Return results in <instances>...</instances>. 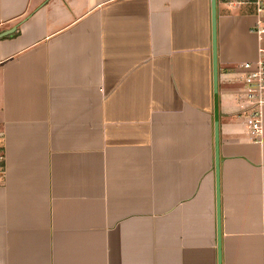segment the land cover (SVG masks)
Instances as JSON below:
<instances>
[{
  "label": "crops",
  "instance_id": "1",
  "mask_svg": "<svg viewBox=\"0 0 264 264\" xmlns=\"http://www.w3.org/2000/svg\"><path fill=\"white\" fill-rule=\"evenodd\" d=\"M263 3L216 0L221 264H264ZM8 31L0 264H218L211 0H0Z\"/></svg>",
  "mask_w": 264,
  "mask_h": 264
},
{
  "label": "built area",
  "instance_id": "2",
  "mask_svg": "<svg viewBox=\"0 0 264 264\" xmlns=\"http://www.w3.org/2000/svg\"><path fill=\"white\" fill-rule=\"evenodd\" d=\"M264 12V3L259 9ZM264 23V19L258 20L257 24ZM258 33L264 34V27L257 29ZM259 59L255 67L252 68L250 62L243 63L244 69L247 71L242 75L237 74L236 80L240 81L243 85L241 90L236 96L239 102V107L242 109V114L246 121L247 132L250 139L258 142L261 138L263 131L262 110L264 106V47H259ZM4 172V154L0 150V176ZM262 221L264 222V208L261 214Z\"/></svg>",
  "mask_w": 264,
  "mask_h": 264
},
{
  "label": "water",
  "instance_id": "3",
  "mask_svg": "<svg viewBox=\"0 0 264 264\" xmlns=\"http://www.w3.org/2000/svg\"><path fill=\"white\" fill-rule=\"evenodd\" d=\"M212 53H213V101H214V170L216 184L217 212V248L218 264H221V228H220V153H219V112H218V72H217V42H216V0H211ZM10 32L0 34V37Z\"/></svg>",
  "mask_w": 264,
  "mask_h": 264
},
{
  "label": "rangeland",
  "instance_id": "4",
  "mask_svg": "<svg viewBox=\"0 0 264 264\" xmlns=\"http://www.w3.org/2000/svg\"><path fill=\"white\" fill-rule=\"evenodd\" d=\"M262 19H264V17ZM260 27H264V23L260 24ZM263 38H264V34H263Z\"/></svg>",
  "mask_w": 264,
  "mask_h": 264
}]
</instances>
